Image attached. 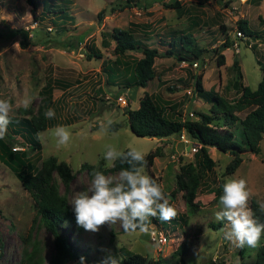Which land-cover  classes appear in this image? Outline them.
<instances>
[{"label":"rangeland","instance_id":"rangeland-1","mask_svg":"<svg viewBox=\"0 0 264 264\" xmlns=\"http://www.w3.org/2000/svg\"><path fill=\"white\" fill-rule=\"evenodd\" d=\"M123 1L63 0L65 13L60 15L57 9L46 11L40 5L33 13L26 0H0V31L3 32L0 98H9L13 103L10 115L20 113L17 108L22 106H17V102L27 96L33 97L29 107L36 111L42 105L40 89L51 84L52 101L44 110H55V118L48 119V125L38 131V149L26 146L16 134L12 144L24 146L36 165L51 154L66 161L72 172L68 187L56 179L69 204L74 193L83 190L91 180L80 163L97 164L102 160L103 166L108 165L103 159L106 145L113 144L119 150L136 148L143 154L156 150L153 163L146 162L145 171L162 185L177 215L183 214L184 219L162 225L149 222L147 233L139 230L126 233L120 221L105 224L95 233L70 226L69 240H74L77 248L87 247L92 258L101 260L106 254L101 249L118 257L113 250L125 246L143 255L146 261L166 258L163 264H179L170 253L184 241L188 248L181 264H254L258 247L246 246L240 256L239 248L223 239L221 229L225 222L221 221L217 228L209 222L218 221L215 216L218 198L214 199L213 194L219 177L245 179L249 203L251 199L264 202V135L259 140L258 152L241 151V161L230 173L224 172V167L233 155L208 146V154L215 164L202 176L192 201L187 202L184 190L171 192L176 188L174 179L179 166L194 162L193 151L186 147V141L178 142V133L170 132L162 138L134 133L128 127L126 110L135 108L138 98L147 91L156 101L165 104L168 116L196 117L197 111L209 109V103L191 91L192 74L200 72L205 90L211 89L233 101L238 94L228 67L234 58L242 74L241 83L254 88L264 71V0H128L127 7L121 8ZM54 2L62 3L61 0ZM169 2L177 6L168 5ZM192 19L199 23L191 32L206 49L201 60L186 65L172 55L155 57V76L145 86H129L131 74L122 63L140 56V50L120 54L114 50L112 40L107 46L101 43L102 34L112 27L130 28L143 41L163 51L169 33L188 30L186 26ZM239 19L247 20L259 36L254 38L243 33L235 36ZM221 24L225 28H220ZM19 29L26 30V37ZM224 32L231 39L232 45L228 47L221 45ZM233 43L238 47L237 52ZM15 44L18 45L13 47ZM90 44L99 50V57L87 56ZM219 53L224 58L221 64L216 62ZM245 110L236 114L242 117ZM108 119L114 124L106 132L101 123ZM56 125L70 129L72 136L68 144L58 145L51 135ZM118 173L109 169L106 175L115 177ZM35 216L30 193L0 160V264H17L32 237L40 242L41 264H48L54 239L51 231L34 221ZM158 232L163 235L161 240L157 239Z\"/></svg>","mask_w":264,"mask_h":264},{"label":"trees","instance_id":"trees-1","mask_svg":"<svg viewBox=\"0 0 264 264\" xmlns=\"http://www.w3.org/2000/svg\"><path fill=\"white\" fill-rule=\"evenodd\" d=\"M26 1L33 13L39 5L46 11L57 9L61 12L60 15L65 13L63 0H61L62 3H53V0ZM127 5L128 0H124L123 4L120 3L121 8L127 7ZM168 5L177 6L173 2H169ZM100 13L101 11L97 15L100 16ZM192 20L191 24L186 26L188 30H172L169 33L166 41L167 47L163 51H158L156 47L143 41L136 31L130 28L112 27L102 34L101 43L107 46L109 41L112 40L115 46L114 50L120 54L135 49L140 50V56L122 63L131 74L127 84L129 86H145L155 76L153 69L155 57L172 55L177 61H183L186 65L196 62L197 59L201 60V56L206 52V49L197 43L191 32V28L197 26L199 20ZM236 27L245 36L248 35L254 38L259 36V33L252 29L245 19H239ZM220 28H225L224 24H221ZM19 31L23 37H26V30L19 29ZM1 36H3L2 31H0ZM230 44L231 39L225 34L221 45L228 47ZM89 47L90 51L86 53L87 56L99 57V50L92 44ZM223 60V54L219 53L216 56L217 64L223 63ZM228 68L235 78L232 85L238 94L233 101L211 89L205 90L201 84V72L192 74L191 91L202 98L203 101L209 103V109L205 112H202V110L197 111L198 115L196 117L168 116L165 113V104L156 101L147 91H143L138 98L139 104L135 108L126 110L128 127L134 133L162 137L170 132L180 134L184 131L187 135L186 138L197 144L196 149L193 151L194 162L179 166L174 179L176 188L171 192L173 194L177 190H184L187 202L192 201L202 176L207 170H211L215 164V160L208 154V146H213L222 151H229L233 155L231 161L224 167V172L230 173L240 163L239 153L241 151L248 149L258 152L259 140L264 135V71L261 80L256 83L254 88H250L248 85L241 83L242 74L236 58L232 60ZM51 86V84H45L40 89L42 105L38 106L36 111L30 107L27 109L19 107L17 108L19 114L10 115L12 122L8 125V129L11 130V133L7 130L6 137L0 140V160L16 175L33 198L36 212L34 221L37 224L44 225L52 233L54 243L48 256V264H78L81 256L85 257V264H98L100 260L92 258L87 247L77 248L75 241L68 238L67 230L70 226H74L76 229L80 228L76 224L72 206L68 203L65 192L61 191L57 181L59 179L66 188L68 187V183L72 178L69 165L65 160L58 159L54 154L48 155L36 165L34 159L27 154V149L24 146L22 149L12 148L13 135L15 134L22 138L26 146L36 149L40 147L37 134L38 131L48 125L44 109L52 101ZM241 110H245L242 117L236 114V111ZM128 149L125 148L124 151ZM155 151V149L150 150L144 154L145 161L148 164L153 163ZM80 166L85 168L89 174L93 168H98L106 174L109 169L120 171L122 167H127V165H121L117 161L116 166L110 168L107 165L103 166L102 160L97 164L83 161ZM223 182V177H219L213 194L214 199L219 198L222 194ZM249 207L259 217L260 221L264 222V214L259 212V203L251 199ZM181 219H184L183 214L176 215L171 221L174 223ZM153 221L159 222L161 225L165 224V222L159 220L158 216L155 218L150 217L148 224ZM220 224L221 221L209 222V225L213 228H217ZM121 229L124 230L122 224ZM39 245V240L32 237L30 245L23 248L22 256L17 264H41L42 258ZM186 248H188L187 243L181 242L177 248L171 251V258L176 259L181 264L183 261L182 255L185 253ZM244 249H246V245L238 249L240 256ZM113 251L119 254L118 258L121 260V264H163L167 260L165 258L146 261L143 255L133 252L125 246ZM241 264L246 263L241 262ZM254 264H264V243L259 245L255 252Z\"/></svg>","mask_w":264,"mask_h":264},{"label":"clouds","instance_id":"clouds-1","mask_svg":"<svg viewBox=\"0 0 264 264\" xmlns=\"http://www.w3.org/2000/svg\"><path fill=\"white\" fill-rule=\"evenodd\" d=\"M16 45L18 44L13 47ZM32 99L31 96L24 97L17 102V106L27 109ZM13 107L9 98H0V140L7 135ZM44 115L47 119H54L55 110L48 108ZM113 123L112 119H108L101 123V128L107 132ZM51 135L58 145H66L72 133L68 126L56 125L51 129ZM22 148L23 146L15 149ZM103 159L110 168H114L117 161L127 167H122L115 177L93 168L89 184L83 190L76 191L70 202L79 227L95 233L105 224L120 221L126 233L137 230L147 233L150 217L158 216L162 222H169L176 217V208L170 204L162 185L145 171L146 161L142 152L136 148L119 150L115 145L108 144L105 146ZM249 198L250 192L245 179L224 180L215 216L218 221L225 222L221 229L223 239L238 248L245 245L257 248L264 235V222L249 207ZM259 212L264 214V202H259ZM101 250L106 254L98 264H121V260L112 252ZM78 264H85L84 256L79 258Z\"/></svg>","mask_w":264,"mask_h":264},{"label":"built area","instance_id":"built-area-1","mask_svg":"<svg viewBox=\"0 0 264 264\" xmlns=\"http://www.w3.org/2000/svg\"><path fill=\"white\" fill-rule=\"evenodd\" d=\"M234 33H235V36H237V37L241 35L240 31H238V30H236ZM231 45H232V44H231ZM233 46L235 47V50H236V52H237V51H238V47H237L236 43H233ZM182 63H184V62L182 61ZM193 64H196V62H193ZM119 98L122 99V101L126 102V101L124 100L123 97L120 96ZM179 136H180V138H182L184 141H186V143L188 144V148H190L192 151H194V150L196 149L197 144L194 143V142H188L187 139L185 138L186 136H185V133H184V132H181V133L179 134ZM12 148H13V149H15V148H21V146H19V147H17V146H13ZM155 235H156V234H155ZM152 237H154V233L152 234ZM162 237H163L162 233H161V232H158V234H157V239H158V240H161Z\"/></svg>","mask_w":264,"mask_h":264},{"label":"crops","instance_id":"crops-1","mask_svg":"<svg viewBox=\"0 0 264 264\" xmlns=\"http://www.w3.org/2000/svg\"><path fill=\"white\" fill-rule=\"evenodd\" d=\"M161 138H162V137H161ZM176 141H177V140H176ZM180 141L182 142V141H184V140H182V139L179 138V139H178V142H180ZM186 147H187V145H186Z\"/></svg>","mask_w":264,"mask_h":264}]
</instances>
